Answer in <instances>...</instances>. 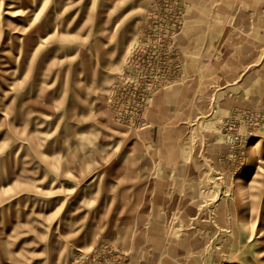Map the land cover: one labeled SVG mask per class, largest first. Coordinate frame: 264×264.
<instances>
[{
	"label": "rangeland",
	"instance_id": "obj_1",
	"mask_svg": "<svg viewBox=\"0 0 264 264\" xmlns=\"http://www.w3.org/2000/svg\"><path fill=\"white\" fill-rule=\"evenodd\" d=\"M101 245L264 264V0H0V264Z\"/></svg>",
	"mask_w": 264,
	"mask_h": 264
},
{
	"label": "built area",
	"instance_id": "obj_2",
	"mask_svg": "<svg viewBox=\"0 0 264 264\" xmlns=\"http://www.w3.org/2000/svg\"><path fill=\"white\" fill-rule=\"evenodd\" d=\"M153 11V10H151ZM152 18V16L150 17V19ZM173 27L174 29L172 30L173 32H171V34L174 36L176 34V28H175V24H176V17L173 20ZM156 39L154 41H157L158 39H162L161 38V33H159L156 37ZM158 43V42H155ZM160 45L154 46L153 48L148 49V51L152 54L155 55H159L162 53V50H164L165 48L161 47ZM178 60V56H176L175 61ZM180 63V62H179ZM177 67H179V64L176 62ZM148 65V69L147 70H155L157 72L155 79L153 80V84L155 85L156 83L159 84L160 86H162L163 84H167V82L165 81V79L163 78V76L160 77L159 74H161V71L159 70V59L156 60L154 65L151 64H147ZM160 71V72H159ZM175 71V68L172 70V72ZM164 75V74H162ZM153 84H149L147 90L149 92H151V88L153 86ZM150 94V93H149ZM147 94V95H149ZM150 99V96H147L143 101H138V102H133L135 103L137 107H139V110L143 108V106L146 104V102H148ZM151 100V99H150ZM134 108V106L132 107ZM240 120H244V118L241 116L240 111H236L233 112L231 114V116L229 118L226 119V122H235L237 121V119ZM245 120L249 121V124L252 125L255 123L254 118L251 117H247V115L245 114ZM249 134H251V132H249ZM239 135L235 132V130H232L231 128L229 129V131H227L225 133V139L227 142L234 144L236 141H238ZM77 253V257H78V262L79 264H130L126 254H123L122 252H119L118 250H115L111 247H108L107 245H101L99 246V248L92 250L89 253H85L82 250L78 251L76 250Z\"/></svg>",
	"mask_w": 264,
	"mask_h": 264
},
{
	"label": "bare ground",
	"instance_id": "obj_3",
	"mask_svg": "<svg viewBox=\"0 0 264 264\" xmlns=\"http://www.w3.org/2000/svg\"><path fill=\"white\" fill-rule=\"evenodd\" d=\"M250 146L252 147V146H254V145L251 144ZM77 250H78V251H81L80 249H77Z\"/></svg>",
	"mask_w": 264,
	"mask_h": 264
}]
</instances>
